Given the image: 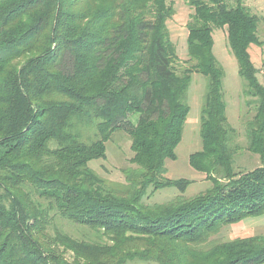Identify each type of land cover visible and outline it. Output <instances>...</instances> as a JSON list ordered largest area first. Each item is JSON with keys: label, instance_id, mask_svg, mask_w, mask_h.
<instances>
[{"label": "trees", "instance_id": "obj_1", "mask_svg": "<svg viewBox=\"0 0 264 264\" xmlns=\"http://www.w3.org/2000/svg\"><path fill=\"white\" fill-rule=\"evenodd\" d=\"M185 2L192 9L188 67L177 74L167 0H0V264H264L261 236L202 250L223 227L264 215V166L234 165L241 148L212 52V30L226 27L249 110L245 150L264 159V64L255 67L249 52L263 46L264 18L245 0ZM194 72L207 88L201 149L188 163L210 187L147 205L149 193L168 187L183 193L189 184L167 178L165 161L175 159ZM116 131L129 137L132 152L121 186L88 167L105 158ZM54 217L112 244L50 232Z\"/></svg>", "mask_w": 264, "mask_h": 264}, {"label": "rangeland", "instance_id": "obj_2", "mask_svg": "<svg viewBox=\"0 0 264 264\" xmlns=\"http://www.w3.org/2000/svg\"><path fill=\"white\" fill-rule=\"evenodd\" d=\"M174 11V15L166 22L169 40L174 44L177 61L173 67L177 74L188 67L187 58V23L192 14V9L185 0H167ZM245 5L251 9V13L264 18V0H245ZM213 48L212 52L224 71L222 80L223 99L226 104V118L228 124L237 131V145L241 148L234 159L237 170L248 171L255 167L264 166V159L258 155H252L245 150L246 141L244 136V120L249 111L245 107L242 97L244 83L238 76L237 63L226 45V27L212 30ZM258 39L263 41L262 47L251 46L250 56L255 67L262 69L264 64V24L258 26ZM260 81L264 83V74L260 72ZM207 88V79L198 73H192L186 93V102L189 112L183 124L180 143L175 148V159L166 160V177L171 180L188 181L186 189L182 193L175 187H168L148 194L143 199L147 205L165 204L177 196L191 198L210 187L206 176L193 170L188 163L190 154L201 149L199 137L200 113ZM130 139L122 131H116L105 144V158L92 160L88 167L93 173L110 185H123L124 170L132 168L129 160L132 157ZM53 228L67 234L73 240L99 245H111L110 237L99 235L88 228L69 223L60 217H54L49 231ZM51 234V233H50ZM261 236L264 237V215L250 217L241 220L237 224L223 227L211 236L202 250H207L217 243L229 242L235 239ZM140 248L144 241H137ZM69 257V254L67 258ZM126 264H158L154 261L131 260Z\"/></svg>", "mask_w": 264, "mask_h": 264}]
</instances>
